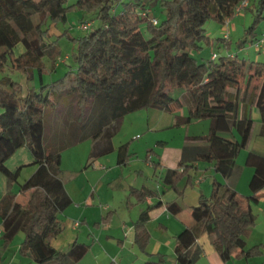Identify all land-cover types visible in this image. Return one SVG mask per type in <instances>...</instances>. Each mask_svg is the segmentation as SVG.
Segmentation results:
<instances>
[{
	"label": "trees",
	"instance_id": "trees-1",
	"mask_svg": "<svg viewBox=\"0 0 264 264\" xmlns=\"http://www.w3.org/2000/svg\"><path fill=\"white\" fill-rule=\"evenodd\" d=\"M157 1L164 15H151L149 0H0V72L10 59L13 69L25 73L29 82L36 74L39 80L38 88L30 86L24 92L19 81L8 75L0 77V172L9 183L18 181L23 166L11 170L6 160L22 146L29 148L37 165L20 184L24 201L11 190L0 198L3 247L22 231L20 254L36 264H76L89 251L90 245L79 241L68 250L51 244L62 231L59 214L72 203L61 177L65 144L56 147L47 136L48 120L55 115L65 121L76 117L70 127V133H76L72 142L95 140L91 152L95 158L114 149L113 136L126 114L144 108L173 111L186 105L189 113L177 114L176 125L193 119L212 120L207 134L188 137L205 143L194 145L195 161L215 162L217 172L226 179L241 170L235 154L214 140L219 130L236 127L241 136L239 145L247 146L254 121L249 115L239 116V94L231 88L240 89L243 79L247 84L261 79L256 97L264 119V62L248 61L235 53L199 61L192 51L201 48L203 40L214 43L206 34V22L233 19L242 0ZM251 1L243 10H252L254 21L239 45L256 43L261 37L255 29L264 17V0H253L252 5ZM71 11L86 14L80 22L87 16L93 21L85 34L74 37V63L57 79L45 82V73L55 68L60 55L50 25L66 21ZM151 17L157 18L156 24ZM220 39L232 48V40ZM19 43L24 50L16 53ZM46 58L51 60L50 68ZM127 145L120 147L122 162ZM188 147L190 144L183 150ZM184 158L180 165L186 169ZM246 164L255 167L249 183L252 193L241 194L215 178L210 196L201 195L192 208L195 223L176 237L179 264H197L203 249L192 247L204 233L210 235L224 262L264 254L262 243L247 247L257 220L253 204L264 197L260 193L264 189V155L250 151ZM184 173L169 169L165 180L175 186ZM136 193L143 201L152 192L141 189ZM168 208L175 211L179 203L170 202ZM147 219L148 208L135 223V241L142 248L149 239ZM165 263L166 256L159 253L149 255L144 264Z\"/></svg>",
	"mask_w": 264,
	"mask_h": 264
},
{
	"label": "crops",
	"instance_id": "crops-1",
	"mask_svg": "<svg viewBox=\"0 0 264 264\" xmlns=\"http://www.w3.org/2000/svg\"><path fill=\"white\" fill-rule=\"evenodd\" d=\"M68 58V55L65 58L59 57L52 73L58 70L63 62H67ZM22 76L20 83L24 87V92L30 86L39 87L37 76L31 83L27 80L26 74ZM231 90L239 94V116L249 115L254 121L251 136L247 146L242 147L239 145L241 136L236 127H232L230 130H219L214 143L235 154L236 163L241 166L240 171H235L226 179L217 172L215 162L195 161L194 145L205 143L188 140V137L207 134L212 124L211 119L209 123L206 122V131L188 132L183 140L175 144L163 134L154 136L152 142H144L146 144L141 147V153L137 151L139 147L132 148V144H128L127 157L123 162L119 160V153L124 143L118 145L115 135L112 139L114 149L95 158L91 157L95 144V140L91 139V147L87 150V158L83 163H78L69 170H64L61 166V177L72 203L59 214L62 231L51 240V244L61 250H68L76 241L89 244V251L76 264H144L149 255L159 253L166 256L165 264H169L172 258L175 264H179L175 256L176 237L187 226L195 223L192 208L198 205L201 195L210 196L215 178L222 183L230 184L241 194L250 195L252 192L249 183L255 167L246 164L248 153L252 151L264 155V119L257 106V84L241 83L240 89L231 88ZM185 106L173 111L161 109L171 113L170 117L174 115V120L172 116L169 126L176 124L177 114L188 115V107L186 106L185 110ZM162 118L161 114L151 116L152 133L163 126ZM81 141L83 140L78 143ZM187 144H190V147L185 151L183 148ZM63 150L64 148L61 150V155ZM21 153L24 156L23 159L19 157ZM135 155L138 160L140 158L144 160V165L134 163ZM183 155L188 162L186 169L185 166L180 165ZM11 159L17 162L15 167H11L8 163ZM9 160L6 165L11 170L23 166L19 178L25 168L30 169L26 179L37 169V165L33 164L34 158L26 146L17 149ZM169 169L185 172L175 186L165 180ZM19 178L17 182L7 184L4 183V178H0L4 186L0 198L11 190L18 193L21 201L25 200L20 193ZM141 189H149L152 192L146 195L143 201L139 193H136ZM260 193L263 194L264 189ZM173 201L179 203V208L175 211L168 208V203ZM254 205H262L261 208L264 209V197L253 204L255 210ZM147 208L148 219L145 225L149 232V239L142 248L135 241V223ZM0 226H2L1 217ZM204 234L192 247L203 249L197 264H204V261L208 264L212 262L228 264L233 259L245 260L244 263L250 264V259L244 257L224 262L217 250L214 254H206L201 243V237ZM208 236L211 243V237L209 234ZM23 239V235L18 232L9 245L3 247V238L0 234V264H36L32 258L20 254Z\"/></svg>",
	"mask_w": 264,
	"mask_h": 264
},
{
	"label": "rangeland",
	"instance_id": "rangeland-1",
	"mask_svg": "<svg viewBox=\"0 0 264 264\" xmlns=\"http://www.w3.org/2000/svg\"><path fill=\"white\" fill-rule=\"evenodd\" d=\"M150 8L152 9L151 15H157L161 16L164 15V11L161 9L159 2L157 0H149ZM253 4V0L251 1V5ZM84 15L81 11H71L68 15V19L66 21L60 22L58 25L51 24L50 25V31L54 33V38H57V44L58 49L60 51L59 57L65 58L67 55L68 63H62L58 70L54 71H47L44 75V81L45 82H51L58 77H60L62 74L65 73V71L69 68V64H73L74 60L72 58V53L74 52L77 41L74 40V37L81 36L85 34V31L80 28V24L83 22H80L81 17H84ZM264 16V12H263ZM86 21L84 22H92L93 20L87 16L85 18ZM254 21V15L252 10L248 11L242 10L237 16H235L233 19L229 21V23H220L219 21L215 19H209L206 24V34L209 35L214 40V43L209 44L207 41L203 40L201 42V48H196L192 51V54L194 57L197 58L199 61H205L212 58V55L214 53H217L219 56L221 55H228L231 53L237 54L239 58H245L248 61H254V62H264V47L258 48L255 43H252L250 41H247L243 45H239L238 43H241V40L245 37L246 29L251 25V23ZM143 30L145 31V27H143ZM256 34L260 37L264 33V17L261 19V21L258 23L256 29ZM61 34V35H58ZM220 38H226L232 40V48H227L225 42L221 40ZM24 50V46L22 43H19L15 47V52L18 53L20 51ZM52 53V52H51ZM49 54L50 57L52 54ZM58 57V58H59ZM46 63L49 65V68L51 67V60L50 58L45 59ZM22 71L14 70L12 66V62L10 59L7 61V65L5 66V70L0 73V77H3L5 75L10 76L12 79L21 81L23 78ZM37 76V74H36ZM33 80H30V83ZM242 83L247 84V81L243 79ZM253 83L259 84L261 83V79L257 78ZM186 110V106L184 107ZM155 114L163 115L161 124L163 126H160L159 130L154 131L155 133L151 132V116ZM171 113L167 111H162L159 108H149V109H140L131 113L126 114L120 124V129L115 134L114 138L116 139V143L118 145L120 143L124 144H132V148H137L138 152L142 151V148L146 143L144 142H152L153 137L156 135H166L170 138L171 143L175 144L178 141H181L184 139L185 135L190 133H198L202 131H206L207 125L206 122H210V119H193L188 124L183 125H176L173 123V125L169 126L171 118L174 115L170 117ZM167 118V119H166ZM76 117L70 118L69 120L65 121L62 118H59L57 115L50 117L48 120L49 126L47 128V136L48 138L53 139L54 144L56 147L60 145H64V150L62 152V163L61 166L64 170H69L78 163H83L85 159L87 158V150L91 147V139L83 140L81 142H72L74 135L70 132V127L72 126V122H74ZM170 119V120H169ZM176 123V119H175ZM112 125L110 127V130L113 129ZM76 129V128H75ZM74 129V130H75ZM137 133H139L137 135ZM140 135V136H139ZM137 136H139L137 138ZM152 138V139H151ZM134 139V140H133ZM71 143V144H68ZM141 144H143L141 146ZM28 148V147H26ZM29 150V148H28ZM31 153V151L29 150ZM32 154V153H31ZM33 156V155H32ZM134 163H140L141 165H144V160L140 158L137 159V155H135ZM20 158H24L22 153L19 155ZM10 158V157H9ZM9 158L6 160H9ZM145 159V157H144ZM16 160V159H15ZM25 161V160H24ZM11 164V167H15L17 162H14L13 159L9 160L8 162ZM7 163V164H8ZM136 165V164H134ZM30 167V166H28ZM29 170L26 169L23 171L21 177L19 178V183L23 184L25 182V179L29 176ZM0 178H4L5 182L8 183L7 177L0 172ZM4 186L2 182H0V193L3 191ZM262 206V205H261ZM261 206L254 205L255 213L257 214V220L256 224L247 238V247L254 246L256 244L262 243L263 251H264V209L261 208ZM20 234L23 235L24 233L20 231ZM201 243L203 244L206 254L211 255L216 252V249L213 245L210 243V239L208 236V233H205L201 237ZM245 260L240 261L233 259L228 264H246L244 263ZM250 264H264V254L261 256L253 257L249 260ZM169 264H175V261L173 258L170 260ZM204 264H208L207 261H204ZM211 264V263H210ZM213 264V262H212Z\"/></svg>",
	"mask_w": 264,
	"mask_h": 264
},
{
	"label": "built area",
	"instance_id": "built-area-1",
	"mask_svg": "<svg viewBox=\"0 0 264 264\" xmlns=\"http://www.w3.org/2000/svg\"><path fill=\"white\" fill-rule=\"evenodd\" d=\"M249 4H250V0H242L240 3H239V5L237 6V8H236V15L237 14H239L243 9H245L246 7H248L249 6ZM148 13V11H146V12H143V14H147ZM151 20L153 21V23L154 24H156L157 23V18H155V17H151ZM229 19H227L226 20V22L225 23H229ZM90 26H91V22H83V23H81L80 24V28L82 29V30H88L89 28H90ZM255 45L258 47V48H263L264 47V33L262 34V36L260 37V39L255 43ZM231 54H233V53H231ZM218 54L217 53H214L213 55H212V59H217L218 58ZM2 232H3V230H2V226H0V234H2Z\"/></svg>",
	"mask_w": 264,
	"mask_h": 264
}]
</instances>
